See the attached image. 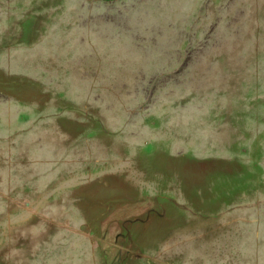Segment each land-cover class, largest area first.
I'll return each instance as SVG.
<instances>
[{"label":"rangeland","instance_id":"rangeland-1","mask_svg":"<svg viewBox=\"0 0 264 264\" xmlns=\"http://www.w3.org/2000/svg\"><path fill=\"white\" fill-rule=\"evenodd\" d=\"M0 264H264V0H0Z\"/></svg>","mask_w":264,"mask_h":264}]
</instances>
